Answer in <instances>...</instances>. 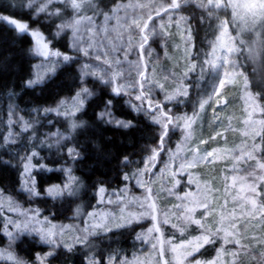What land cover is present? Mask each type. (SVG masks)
I'll return each instance as SVG.
<instances>
[{
	"label": "rangeland",
	"instance_id": "obj_1",
	"mask_svg": "<svg viewBox=\"0 0 264 264\" xmlns=\"http://www.w3.org/2000/svg\"><path fill=\"white\" fill-rule=\"evenodd\" d=\"M25 1L34 17L44 14V20L57 19L53 37L65 38L68 51L81 58L79 73L83 83L92 80L107 86L114 95L125 96L132 111L147 115L155 123L161 117L155 106L167 105L170 110L169 105L179 103L185 95H175L171 100L166 97L178 90L188 91V81H194L195 106L192 113L176 116L189 117L190 121L174 117L171 130L178 139L164 152L156 169L152 170V156L129 163L125 185L116 190L99 187L89 209L79 204L72 216L62 222L44 216L36 201L40 202L42 197L56 200L79 195L80 185L72 170L76 156L69 155V150L77 153L71 136L78 127L76 116L91 92L85 85L80 88L83 104L79 110L73 106L77 94L53 107L27 111H22L14 96L9 95L4 106L0 103V151H5L9 161L20 170L22 199L13 198L0 188L6 238V244L0 248L4 254L0 264H13L8 254L21 264H29L13 250L22 236L33 237L45 246L46 253L37 254L33 264H41L38 257H46L43 264H48L49 257L58 249L73 250L83 246L88 238L132 224L142 225L138 250L129 257L111 256L109 264H177L172 246L187 244L205 234L204 228L185 219L189 215L185 208H192V220H201L210 232L223 228L237 235L225 242L221 231L214 238L218 244L211 259L194 258L205 244L184 264H195L197 260L201 264H264V168L260 166L264 164V118L260 104L248 91L240 51H228L233 47L241 49L240 41L245 35L258 37L264 27L259 23L253 25L251 17L234 19L231 8L209 7L207 0H178L179 8L162 15H156L154 9L166 7L171 0H125L109 7L102 6L100 0H77L81 3L79 10L72 7L71 0ZM187 5L202 9L207 24L202 59L195 51L189 17L181 11ZM77 20L78 30L61 27ZM133 20L141 25L147 23V28L141 31L132 25ZM32 31L41 33L37 28L29 29ZM42 36L48 51L58 52L53 41ZM36 47L34 38L30 81L35 82L28 85L41 83L65 62L62 56L38 55ZM117 87H121L119 94L113 91ZM138 96L144 98L137 99ZM99 115L111 126L127 128L116 123L128 124L109 105ZM209 152L213 155L200 159ZM29 157L32 167L26 175ZM49 160L55 161V165L47 164ZM49 171L58 173V182H44L41 193L37 174ZM53 186H58L61 194H49L47 190ZM30 188H34L35 194ZM193 199L205 201L207 210L192 203ZM151 202L155 203V213L147 207ZM221 217L225 219L222 221ZM233 223L235 229L231 228ZM154 224L160 231L149 233ZM234 240H239V245ZM191 250L192 246H188L187 251Z\"/></svg>",
	"mask_w": 264,
	"mask_h": 264
},
{
	"label": "trees",
	"instance_id": "obj_2",
	"mask_svg": "<svg viewBox=\"0 0 264 264\" xmlns=\"http://www.w3.org/2000/svg\"><path fill=\"white\" fill-rule=\"evenodd\" d=\"M123 1L125 0H100L99 3L109 7ZM25 2V0H0V17L25 22L28 29H39L53 41V47L61 54L60 56H68L70 59L65 60L41 83L28 85L33 71L34 38L29 31L20 32L7 21L0 19V103L4 106L6 98L12 95L18 107L22 111H27L53 107L63 99L73 98L83 85L91 92L76 116L78 127L71 136L78 153L72 161V170L80 185L79 195L76 198L56 200L42 197L40 202L36 201L44 216L53 221L63 222L72 216L79 204H82L84 209H89L99 187L116 190L125 185L124 177L128 171V164L153 156L154 150L156 155L152 170L156 169L162 161L164 152L172 147L178 135L171 130L169 124L161 147L163 133L161 124L151 121L143 113L132 111L125 103V96L114 95L107 86L92 80L83 83L79 73L81 58L68 51L65 38L56 40L53 37L57 19L44 20V14L34 17L33 12L25 6ZM181 11L189 17L188 23L192 31L195 51L198 59H202L207 27L203 10L187 5L182 7ZM164 13L161 12L159 15ZM243 41L244 43L240 44V59L246 75L247 88L260 104L264 118V29L258 37L245 35ZM193 82H187L189 86L187 95L179 103L169 105L170 110L167 105L160 106L164 113L174 119L179 114L188 115L194 111ZM108 105L117 117L128 122L127 128L111 126L101 119L99 113ZM49 161L46 163L51 166L56 163ZM44 182H58V173L49 171L37 174V186L41 193ZM19 184L18 166L9 161L5 151H0V188L5 194L21 200ZM3 229L4 222L0 212V248L6 244ZM140 231L142 225L132 224L88 238L83 246H75L73 250L58 249L54 256L49 257L48 264H89L92 259L95 260L93 264H109L108 259L111 256L129 257L139 248L137 239ZM217 244V241L206 244L194 258L211 259ZM13 250L18 258L29 264L34 263L37 254L46 253L45 246L38 243L35 238L27 236H22L16 241Z\"/></svg>",
	"mask_w": 264,
	"mask_h": 264
},
{
	"label": "snow or ice",
	"instance_id": "obj_3",
	"mask_svg": "<svg viewBox=\"0 0 264 264\" xmlns=\"http://www.w3.org/2000/svg\"><path fill=\"white\" fill-rule=\"evenodd\" d=\"M71 5L76 10H79L81 8V3H78L77 0H71ZM207 6L214 7V8H220V7H224L226 9L231 8L234 19L239 17L240 19L243 20L246 17H251L253 25L259 23L261 27H264V0H207ZM179 7H180V3L178 2V0H171V3L168 4L166 7L164 5H160L159 7L155 8L154 11H155L156 15H159L161 12H168L169 9H177ZM43 10L44 9L41 8V11H43ZM0 19L7 21L11 25H14V27L20 32H28L29 31L28 26L24 23H19L14 19H9L8 17H0ZM105 19H108V17L106 16ZM151 19H152V15L149 14L148 20H151ZM79 23H80V21L77 20L72 24L62 25L61 27L62 28L63 27H72L74 30H78L76 28V26ZM224 24L226 25L227 22L225 21ZM132 25H134L137 28H140L141 31H143L144 29L147 28V23H144L141 25L136 20L132 21ZM226 30H227L226 27H224V31H226ZM31 35L36 39V44H37L36 52L38 55H43L45 57H47L49 55H53V56H60L61 55L59 52H49L48 51V45H47V43L44 42V37L42 36L41 33L37 32V31H32ZM143 40L146 42L147 36H144ZM240 43L242 44L243 41H240ZM141 46H143V45H141ZM228 51L234 52V51H240V49L233 47V48H229ZM85 54H87L86 51H85ZM63 59L68 60L70 58L68 56H64ZM34 82L35 81H30L29 83L31 84ZM223 85H224V81L221 80L220 81V87H223ZM142 87H143V85H141V88ZM83 91L85 93H88L87 89H84ZM113 91L116 92L117 94H119L121 91V87L114 88ZM88 94L90 95V93H88ZM175 95H187V90L186 89H184L183 91L178 90L175 94L170 95L166 98L168 100H171V99H174ZM80 96H81V94L77 93V96L74 100L73 106L76 110H79V108L83 104V101L80 99ZM143 98H144L143 96L137 97V99H143ZM109 103H111V102L109 101ZM152 106L153 105H152L151 101L149 100V107L151 108ZM155 107L161 113V117L158 118L156 120V122L159 124H162V126H163V133L161 136V147H162L163 137L167 135L168 125L173 123V117H171L167 113H164L159 104H157ZM202 107H203V104H201V108ZM175 119H177V120L184 119L186 122L191 120V118H189V117H176ZM116 123L122 124V126H124V127L129 126V124L124 123V122H120V121H117ZM76 126L77 125L75 123H73L72 127L75 128ZM187 126H188V124L186 123V127ZM25 130H27V124H25ZM32 155L35 156L36 154L33 153ZM69 155L76 156V155H78V153H76L73 149H70ZM155 155H156V151L154 150L153 156L151 157L152 160L155 159ZM212 155H213V153L209 152L206 154L205 157H200V159L203 160V159H206L207 157H210ZM28 160H29V163L25 165V174L26 175L28 173H30L31 167H32L31 157H29ZM260 166L262 168H264V164H261ZM41 167H43V166L41 165ZM233 179L235 180V177ZM32 184L33 185L35 184L34 179L32 180ZM65 187L67 188L68 186L65 185ZM29 191H32L34 193V188H30ZM47 191L49 194H55V195L61 194V189L58 186H53L52 188H49ZM103 191H104V189L101 188L100 192L103 193ZM186 195H191V194H186ZM147 199L150 201L151 197L149 196ZM192 203L199 204V206L204 207L206 210L208 208V205L205 201L193 199ZM252 204H253V207H255V201H252ZM147 207L150 210V213L156 212V206H155L154 202L148 203ZM192 211H193L192 208H185V212L189 214L185 217V219L191 220V222H193V223L199 225L200 227L204 228L205 234H202L201 236L193 238V240L188 241L187 244H180V245L172 246L171 250L173 253H176L177 264H184L185 260H187V258L189 256H192L195 252L199 251V249L201 247H203L205 244L213 243L214 238L221 231H223V233H224L225 242H228L229 237H235L237 235V233L235 231H228V230H225L223 228H218L216 232H210L201 223V220H192V217L190 215L192 213ZM262 211H264V209H262ZM143 215H144V213L141 214V216H143ZM151 218L154 221L157 219L156 215H154V214L151 216ZM224 219H225V217H221L222 221ZM164 222L166 223L167 220H165ZM235 227H236V225H235V223H233L231 225V228L235 229ZM148 231H149V233H151L153 231L159 232L160 229L156 224H154L153 227L150 228ZM233 242L236 243L237 245H239V243H240L239 240H234ZM168 243L170 244L171 242H168ZM188 246H192L191 251H187ZM153 247L155 248L156 245H153ZM161 253H163V248H161ZM2 255H4V254L0 253V256H2ZM7 258L12 260L13 264H21V262L17 258L13 257L11 254H8ZM38 259H40L41 264H43V261H44V259H46V257H38ZM195 264H201V262L199 260H197V261H195Z\"/></svg>",
	"mask_w": 264,
	"mask_h": 264
},
{
	"label": "water",
	"instance_id": "obj_4",
	"mask_svg": "<svg viewBox=\"0 0 264 264\" xmlns=\"http://www.w3.org/2000/svg\"><path fill=\"white\" fill-rule=\"evenodd\" d=\"M148 104V101L146 102ZM152 110V109H151Z\"/></svg>",
	"mask_w": 264,
	"mask_h": 264
}]
</instances>
